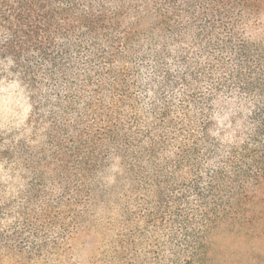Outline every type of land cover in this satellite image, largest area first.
Listing matches in <instances>:
<instances>
[{"label": "trees", "instance_id": "16d2710c", "mask_svg": "<svg viewBox=\"0 0 264 264\" xmlns=\"http://www.w3.org/2000/svg\"><path fill=\"white\" fill-rule=\"evenodd\" d=\"M262 0H0V264H264Z\"/></svg>", "mask_w": 264, "mask_h": 264}, {"label": "rangeland", "instance_id": "374dc122", "mask_svg": "<svg viewBox=\"0 0 264 264\" xmlns=\"http://www.w3.org/2000/svg\"><path fill=\"white\" fill-rule=\"evenodd\" d=\"M264 4V0H262ZM263 21H264V8H263ZM231 229V228H229ZM229 229L221 230L215 237V246L220 247L225 252L232 253L234 250L261 255L264 260V237L261 239L250 240L243 237H236Z\"/></svg>", "mask_w": 264, "mask_h": 264}]
</instances>
